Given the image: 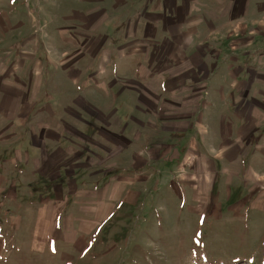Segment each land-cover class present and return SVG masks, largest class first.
<instances>
[{
	"label": "rangeland",
	"instance_id": "rangeland-1",
	"mask_svg": "<svg viewBox=\"0 0 264 264\" xmlns=\"http://www.w3.org/2000/svg\"><path fill=\"white\" fill-rule=\"evenodd\" d=\"M31 107L69 169L0 149V264H264V0H0L1 130Z\"/></svg>",
	"mask_w": 264,
	"mask_h": 264
},
{
	"label": "crops",
	"instance_id": "crops-1",
	"mask_svg": "<svg viewBox=\"0 0 264 264\" xmlns=\"http://www.w3.org/2000/svg\"><path fill=\"white\" fill-rule=\"evenodd\" d=\"M139 67V66H138ZM137 80H141V78H136ZM145 79V78H144ZM149 79V78H148ZM37 86H38V83H36ZM136 96L139 97L138 94H134ZM33 96V95H32ZM13 97H17V96H13ZM18 98V97H17ZM130 98V97H128ZM131 99V98H130ZM134 100V104L136 105L137 109L138 108V104L137 102L139 101L138 98H133ZM148 107H150V105L148 104ZM89 109V108H88ZM90 110V109H89ZM169 110H172V106H170V109ZM33 107H31V109H28L27 111L21 113V114H12V115H9V121H10V124L9 125H6L4 127H6V129L8 130L9 128L8 127H12L13 124L12 122H14V120L16 119H21V121L18 122V124L20 125L19 128V132L22 131V134L25 133L28 135L29 137V133L32 132L31 131V126H34V128H38L41 127V136L38 138L37 135H33V142L31 143V141H24V137H21L23 139V141H19L18 143H14V144H8V143H2L1 146H0V149H10V150H17V151H20V152H17L19 155H22L23 156V153L25 152V150L28 152V150L30 149H33L36 146H39L43 149V157L44 159L43 160H39L36 164V171L37 172H41V175L44 177V178H48V180H59V178H61V175H62V168H65V169H69V168H66V167H62V165L58 164V160L60 158V147L58 146L60 143L58 142V138L61 137L60 134L64 133L65 130H61V124L62 122L60 120H55L54 118H50V117H54L55 116V111H53V114H52V111L51 110H48V111H41V110H38L37 109L34 111V115L36 116L34 119H36L38 121V124H34L30 126L29 123H31L32 120H29L28 117L30 114H32L33 112ZM150 111V110H149ZM46 118H49L46 120ZM141 119V118H140ZM29 122V123H28ZM133 123V122H132ZM0 125H1V120H0ZM3 128V127H2ZM16 127H12L11 129H15ZM6 129H2L0 128V131H7ZM126 137V136H125ZM70 141V139H69ZM67 141V142H69ZM66 142V143H67ZM67 145V144H66ZM66 147H69V146H66ZM64 150V149H62ZM84 155V153H83ZM67 158H71V153L70 151L66 152V155H65ZM72 157H74L72 155ZM38 159V158H37ZM24 160V159H22ZM16 161V160H13L12 163L10 164H7V161L8 160H3L1 161V164L0 165V174L2 176L6 175V176H9L11 177L10 179L9 178H6L5 180H7L6 183H2L1 184H4V187H3V191L6 190V189H9L11 188L12 186L14 187V185L17 186V182L15 184H12L10 183V181H18L17 178H13L12 174H19L20 176V180H24L26 178V176L28 175L27 174V170L24 169L23 165L25 164L24 161ZM3 162V163H2ZM6 162V163H4ZM26 164H29V160L27 159V162ZM75 165V164H74ZM5 166V170H4V167ZM38 166H39V171H38ZM11 169V170H10ZM4 170V171H2ZM76 173L75 171H73V174ZM4 180V181H5ZM26 182H27V179H25ZM27 185V183H26ZM57 185V184H55ZM6 186H8L6 188ZM52 186H54V183L52 184Z\"/></svg>",
	"mask_w": 264,
	"mask_h": 264
}]
</instances>
